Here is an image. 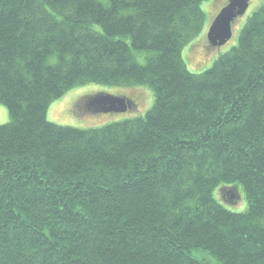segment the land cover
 <instances>
[{
  "label": "trees",
  "instance_id": "obj_1",
  "mask_svg": "<svg viewBox=\"0 0 264 264\" xmlns=\"http://www.w3.org/2000/svg\"><path fill=\"white\" fill-rule=\"evenodd\" d=\"M206 1L0 0V264H264V2L193 74ZM85 84L153 105L89 130L46 120Z\"/></svg>",
  "mask_w": 264,
  "mask_h": 264
},
{
  "label": "rangeland",
  "instance_id": "obj_2",
  "mask_svg": "<svg viewBox=\"0 0 264 264\" xmlns=\"http://www.w3.org/2000/svg\"><path fill=\"white\" fill-rule=\"evenodd\" d=\"M263 2L264 0H249V8L244 17H238L233 22L231 40L220 48L211 47L207 43L206 34L209 24L225 6L226 0H208L203 2L200 6L201 11L205 15L203 30L193 40L186 44L182 50V59L187 70L190 73L199 74L209 69L216 58L236 44L238 31L245 23L246 18H248L253 11L257 10ZM126 42L129 43L128 41ZM133 55L138 64H145L147 57L145 54L133 52ZM101 94L127 98L134 103L136 109L121 115L94 113L87 106L88 100ZM153 99V94L147 87L132 89L85 84L72 89L65 94L63 98L53 100L49 103L45 117L48 122L63 127H72L82 130L96 129L108 124L120 123L125 120L144 117L152 108ZM8 122L9 117L7 109L0 105V126L5 125ZM227 190L228 189H223L219 191L223 196L222 201L224 202L225 200V204L223 205L233 212L243 210L246 204L243 195L241 194L239 201L238 196L236 195L237 192H235L236 196L232 197V194L230 193L231 191ZM237 201L238 203H236ZM195 254L201 259H206V261L211 264H216V261L209 258L205 253Z\"/></svg>",
  "mask_w": 264,
  "mask_h": 264
},
{
  "label": "water",
  "instance_id": "obj_3",
  "mask_svg": "<svg viewBox=\"0 0 264 264\" xmlns=\"http://www.w3.org/2000/svg\"><path fill=\"white\" fill-rule=\"evenodd\" d=\"M249 0H228L224 7L211 23L206 34L207 41L212 47H222L232 38L231 24L237 17L245 14ZM88 107L99 114H125L135 110L133 103L124 97L97 95L88 101ZM236 192V191H234Z\"/></svg>",
  "mask_w": 264,
  "mask_h": 264
}]
</instances>
